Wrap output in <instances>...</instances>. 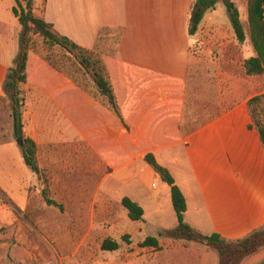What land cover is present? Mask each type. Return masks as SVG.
Listing matches in <instances>:
<instances>
[{
    "label": "crops",
    "instance_id": "1",
    "mask_svg": "<svg viewBox=\"0 0 264 264\" xmlns=\"http://www.w3.org/2000/svg\"><path fill=\"white\" fill-rule=\"evenodd\" d=\"M195 1L46 0L40 10L41 1L35 0L36 14L51 24L60 36L87 51L100 49L99 42L107 31H118L113 56L104 57L123 63L124 72L146 71L183 82V96L178 100L167 96L166 87L151 93L149 98L142 95L130 98L129 125L137 137L126 131L108 106L82 88L80 104L70 105L68 76L47 61L36 59L24 90L31 103L41 100L45 104L42 108L35 103L31 109H34V117H44L47 134L56 131L70 134L71 142L76 139L82 148L92 146L96 149L101 145L109 147L107 151L112 147L125 149L139 145L143 148L142 152L135 154L121 152L120 160L128 162L106 178L108 193L115 196L120 204L124 198L138 203L144 209V221L148 212L158 221H164L166 215L177 220L170 187L145 161L146 154L152 153L174 177L186 198L187 211H195L199 215L200 224H197V219L195 223L200 228H207L209 235L216 233L228 242H236L264 228V145L249 109V102L264 94V90L260 91V78L264 75L248 76L244 68L245 61L250 58H261L263 64L264 58L258 54L245 59V48L236 38L235 46H232L236 50V60L230 63L233 65L240 61L243 75L235 76L227 70L229 62L216 65L215 79L211 78V81L218 93L206 98L204 120L186 121L189 92L194 83L193 70L203 63V59L194 52L192 38H197L196 43L207 42L210 50L229 48V44L219 45L225 37L219 15L231 36L236 37L220 4L205 15L197 34L190 36V11ZM3 3L9 5L1 7ZM234 3L241 19L244 13L246 20L250 7L253 5L254 12L257 1L234 0ZM15 6V0H0V97L5 93L8 73L14 68L20 52L22 27L13 14ZM245 20L242 23L246 31ZM258 34L264 35V30L258 27ZM70 110L80 114V125L76 128L67 119ZM37 122L35 118V126ZM69 137L65 141L67 144ZM31 139L35 141L33 135ZM7 145L17 147L15 143L6 142L0 144V149ZM16 150L18 167L25 168L36 183L38 176L26 165L21 146ZM1 155L0 172L4 171L6 160L4 154ZM179 175L184 180L183 185L188 186L185 191L177 182ZM23 182L26 198L23 207H29L27 179ZM2 207L0 213L7 206ZM120 208L124 223L141 235L143 222H132L127 211ZM164 240L166 238H159L161 247Z\"/></svg>",
    "mask_w": 264,
    "mask_h": 264
},
{
    "label": "rangeland",
    "instance_id": "2",
    "mask_svg": "<svg viewBox=\"0 0 264 264\" xmlns=\"http://www.w3.org/2000/svg\"><path fill=\"white\" fill-rule=\"evenodd\" d=\"M40 1L39 8L42 10L44 0ZM23 4L27 6L26 2ZM6 5L9 4L3 3L1 7ZM33 5L35 10V3ZM222 7L225 18L227 17L230 23L227 10ZM252 7L246 20L240 8L243 13L242 22L245 20L248 35L247 41L243 43L245 59L260 52L264 58V35L259 34L261 37L257 44L252 39ZM35 15L40 16L36 13ZM218 20L221 21V30L225 34L219 45L229 44L231 45L229 48L216 46L217 49L210 50L207 42L196 43L195 37L191 40L194 52L201 60L203 59V63L193 70L194 83L189 92V108L185 113L188 122L204 120L206 98L210 99L218 93L211 81L216 74V65H222L223 61L230 63L236 60V50L232 47L235 46L236 37H232L228 32L222 16L219 15ZM32 41V54L36 59L61 68L68 76L70 105L80 104L82 88L114 113L108 99L99 93L91 72L80 65L79 58L59 47L45 44L38 36L33 37ZM117 41L118 31H107L99 42L100 49L93 51L94 60L113 56ZM227 70L235 76L243 75L240 61L238 64L230 63ZM260 80V91L263 92L264 77ZM25 88L26 86L22 87L23 90ZM23 98L25 136L31 138L33 135L36 141L34 142L39 145L37 149L41 177L38 176L37 182L34 183L31 174L25 168L18 167L16 148L20 147V144L14 130L13 105L10 96L5 92L0 97V144L12 142L17 147L7 145L0 149V155L4 154L6 158L3 167L5 172H0V209L7 206L6 210L0 213V264H220L217 251L207 250L189 242L175 243L166 239L161 250L140 246L148 237L158 238L162 230H173L177 226V220L174 216L172 218V215H166L164 221H158L148 212L145 221L141 223L143 226L141 235H138L135 228L124 223L121 204L115 196L108 193L106 178L113 171L107 154L114 151L120 154L121 152L135 154L142 152L143 148L138 144V147L127 146L125 149L112 147L109 151H107L109 147L82 148L76 143V139L71 142L73 139L70 134L66 135L61 131L47 134L44 131V117H34V109H31V105L34 106L35 103L42 108L45 104L41 100L31 103L26 90ZM262 110L264 117V101ZM35 118L38 119L37 126L34 125ZM67 119L75 128L76 125H80V114L74 110H70ZM128 133L137 137L132 127ZM68 137L70 142L67 144L65 141ZM103 154L106 155L105 158ZM12 157H15V160H12ZM25 178L29 191V207H23L26 201L22 190ZM177 179L184 191L187 190L188 186L183 185L182 176L179 175ZM45 196L60 204L63 211L48 206ZM198 216L195 211L189 210L185 221L202 234L209 235L207 228H200L197 225L200 224ZM125 236L130 237V244L123 241ZM105 239L119 242L120 249L116 252H104L101 245Z\"/></svg>",
    "mask_w": 264,
    "mask_h": 264
},
{
    "label": "trees",
    "instance_id": "3",
    "mask_svg": "<svg viewBox=\"0 0 264 264\" xmlns=\"http://www.w3.org/2000/svg\"><path fill=\"white\" fill-rule=\"evenodd\" d=\"M46 0H44L45 2ZM16 6L13 14L18 18L22 27V36L20 43V52L15 61L14 68L10 69L4 90L10 96L13 105L14 130L17 138L23 136L22 154L26 165L30 170L41 177V169L38 163V149L36 143L25 136L22 109L24 107V90L30 81V71L36 61L32 54V38L40 37L44 43L51 47H59L73 56L80 59V65L91 72L92 79L99 93L109 101L114 113L121 120L122 124L129 132V104L132 96L142 95L150 97L158 89L165 88L167 96L171 100L182 98L184 92L183 82L160 76L146 71L124 72L123 63L111 57H103L102 60H94V53L87 51L66 37L60 36L55 32L53 26L48 24L41 16L34 13L35 0H15ZM26 2L27 6L23 3ZM225 6L236 38L243 44L246 39L245 27L242 23L241 14L234 0H196L190 11L189 35L195 36L199 30L205 15L209 11L216 10L219 4ZM264 0H258L255 10L252 14V39L256 42L261 37L258 34V27L264 30ZM260 50V46H258ZM262 55V52H260ZM244 68L248 76H263L264 64L261 58L252 57L245 61ZM130 99V100H129ZM264 95L253 98L249 102V109L252 115L253 124L258 129L261 141L264 145V117L262 115V103ZM131 135V134H130ZM133 136V135H131ZM134 137V136H133ZM135 138V137H134ZM135 140V139H134ZM136 143V142H135ZM104 148L102 145L96 147ZM111 170L124 166L128 161L120 160V153L107 154ZM105 154L103 157L105 158ZM146 163L161 177L162 181L171 189V200L176 213L178 226L173 230H166L157 237H148L140 245L143 248H153L161 250L159 238L173 239L176 241L186 240L205 246L207 249L216 250L220 255V264H264V228L254 232L244 240L228 242L219 234L204 235L192 228L185 221L187 212L186 198L177 186L176 181L170 171L161 166L152 153L145 156ZM48 206L56 207L63 211V207L56 201L47 196L44 197ZM122 207L127 211L128 217L132 222H144V209L129 198H124L121 202ZM130 237L125 236L123 241L127 244ZM101 249L104 252H116L120 249V244L112 239H105L102 242Z\"/></svg>",
    "mask_w": 264,
    "mask_h": 264
},
{
    "label": "water",
    "instance_id": "4",
    "mask_svg": "<svg viewBox=\"0 0 264 264\" xmlns=\"http://www.w3.org/2000/svg\"><path fill=\"white\" fill-rule=\"evenodd\" d=\"M23 139H24L23 136L18 138V143L20 144L21 147L23 146Z\"/></svg>",
    "mask_w": 264,
    "mask_h": 264
}]
</instances>
